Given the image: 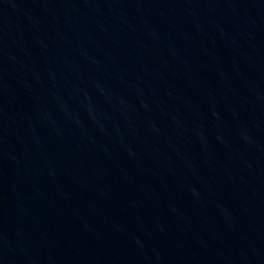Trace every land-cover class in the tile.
Returning <instances> with one entry per match:
<instances>
[{"label": "water", "instance_id": "95a60500", "mask_svg": "<svg viewBox=\"0 0 264 264\" xmlns=\"http://www.w3.org/2000/svg\"><path fill=\"white\" fill-rule=\"evenodd\" d=\"M0 264H264V0H0Z\"/></svg>", "mask_w": 264, "mask_h": 264}]
</instances>
